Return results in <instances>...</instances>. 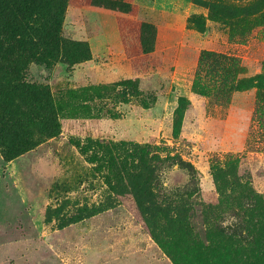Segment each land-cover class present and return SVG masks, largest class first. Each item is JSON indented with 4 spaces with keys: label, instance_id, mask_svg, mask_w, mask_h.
<instances>
[{
    "label": "rangeland",
    "instance_id": "1",
    "mask_svg": "<svg viewBox=\"0 0 264 264\" xmlns=\"http://www.w3.org/2000/svg\"><path fill=\"white\" fill-rule=\"evenodd\" d=\"M111 1L128 12L0 0V155L25 200L0 264H264V90L236 88L264 75V0ZM229 209L252 241L217 230Z\"/></svg>",
    "mask_w": 264,
    "mask_h": 264
},
{
    "label": "trees",
    "instance_id": "2",
    "mask_svg": "<svg viewBox=\"0 0 264 264\" xmlns=\"http://www.w3.org/2000/svg\"><path fill=\"white\" fill-rule=\"evenodd\" d=\"M104 1H106L107 5L111 9L117 8L118 10H121L123 12H128L129 6L124 4V2L117 3V1H111V2H107L108 0H104ZM54 20L55 23H51L49 24L51 26H47V27L57 30L59 29L61 24L57 18H55ZM236 88L237 89L256 88L262 91L264 90V75L255 78L254 81L252 80L250 82L248 81L246 83L239 84L236 86ZM183 106L184 103L183 100H181L179 104V108L176 111L177 118L175 119L174 122V130L176 133H179L181 131L183 117H184ZM14 125L17 126L16 124ZM15 137H18L17 134H15ZM2 143L3 142L0 141V152L7 160V156L8 157L11 156L13 152L12 150L8 151L7 150L8 146L4 147ZM171 160H172V164H168V165L176 166L177 170L179 172L184 173L187 179L184 181L183 185L172 187L168 192L174 196H181V197L187 196L188 194L192 193L195 190L196 173L190 164L182 161L181 159H171ZM258 203H259V199L252 194L245 195L242 197V205L251 210H255L258 206ZM99 211L102 210L99 209ZM216 228L218 231H220V233L229 237L239 238L244 242H250L253 239L252 230L245 225V222L240 217V215L232 209L224 211L219 215L218 219L216 220ZM245 264H252V263L246 261Z\"/></svg>",
    "mask_w": 264,
    "mask_h": 264
},
{
    "label": "crops",
    "instance_id": "3",
    "mask_svg": "<svg viewBox=\"0 0 264 264\" xmlns=\"http://www.w3.org/2000/svg\"><path fill=\"white\" fill-rule=\"evenodd\" d=\"M6 165L0 155V246H4L7 234L12 235L16 227H22L21 216L25 204L23 197L14 193V180L11 172L8 175Z\"/></svg>",
    "mask_w": 264,
    "mask_h": 264
}]
</instances>
